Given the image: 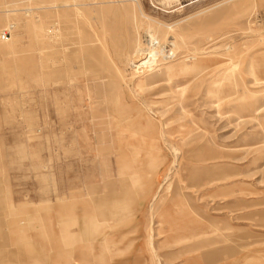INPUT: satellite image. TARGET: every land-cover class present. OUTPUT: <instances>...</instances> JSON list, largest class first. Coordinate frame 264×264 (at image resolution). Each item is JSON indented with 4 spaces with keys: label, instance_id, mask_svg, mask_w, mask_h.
I'll list each match as a JSON object with an SVG mask.
<instances>
[{
    "label": "rangeland",
    "instance_id": "rangeland-1",
    "mask_svg": "<svg viewBox=\"0 0 264 264\" xmlns=\"http://www.w3.org/2000/svg\"><path fill=\"white\" fill-rule=\"evenodd\" d=\"M11 24L0 264H264V0H0Z\"/></svg>",
    "mask_w": 264,
    "mask_h": 264
},
{
    "label": "bare ground",
    "instance_id": "bare-ground-1",
    "mask_svg": "<svg viewBox=\"0 0 264 264\" xmlns=\"http://www.w3.org/2000/svg\"><path fill=\"white\" fill-rule=\"evenodd\" d=\"M31 4V3H30ZM67 7V6H66ZM57 8V7H56ZM8 11V9H7ZM12 11H17V9H13ZM27 11V10H26ZM6 12V11H5ZM9 12V11H8ZM22 12V11H21ZM56 36V35H55ZM154 36L151 35V42L154 41ZM148 58V57H147ZM146 62V61H145ZM145 62H141L139 64H137L136 66L139 68V66H141L143 63ZM66 66V65H65ZM52 75V74H51ZM257 80H262V77H259V78H256ZM264 80V79H263ZM58 84V85H57ZM60 86V87H59ZM47 90H48V96H49V99L51 100V104H53L52 106L56 105V102H58V100L61 99L62 97V94L64 92V86H62L60 84V82H56V81H50V83L48 84V87H47ZM66 101V100H65ZM93 111V110H92ZM49 118L51 119V115L49 114ZM145 186L148 185V182H144ZM68 204V203H67ZM113 208H118L119 206H121V202L117 201V202H114L112 203L111 205ZM68 207L69 204H68ZM69 238V235L67 236L66 240ZM216 256V253L215 254H207V255H204L202 256V258H198V257H195L194 259L190 258L186 263H191L193 262L194 264H199L200 262L203 263H209L213 257Z\"/></svg>",
    "mask_w": 264,
    "mask_h": 264
},
{
    "label": "built area",
    "instance_id": "built-area-1",
    "mask_svg": "<svg viewBox=\"0 0 264 264\" xmlns=\"http://www.w3.org/2000/svg\"><path fill=\"white\" fill-rule=\"evenodd\" d=\"M13 25L11 24V25H9V26H7L1 33H0V37L2 38V39H7L10 35H11V31H12V29H13Z\"/></svg>",
    "mask_w": 264,
    "mask_h": 264
}]
</instances>
